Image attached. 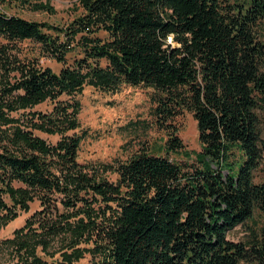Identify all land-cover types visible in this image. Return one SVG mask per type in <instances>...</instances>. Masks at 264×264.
Masks as SVG:
<instances>
[{
  "label": "trees",
  "instance_id": "16d2710c",
  "mask_svg": "<svg viewBox=\"0 0 264 264\" xmlns=\"http://www.w3.org/2000/svg\"><path fill=\"white\" fill-rule=\"evenodd\" d=\"M80 4L83 14L64 28L0 11V227L37 202L8 241L16 254L68 241L61 260L33 255L23 264H77L86 254L91 264H264V183L255 182L264 158V0ZM24 42L61 64L59 73L24 55ZM123 86L153 91L162 149L79 163L87 132L76 133L75 96ZM47 102L49 112L34 111ZM185 113L200 144L184 152L192 164L161 154L182 149L174 122ZM238 226L244 238L229 240Z\"/></svg>",
  "mask_w": 264,
  "mask_h": 264
},
{
  "label": "rangeland",
  "instance_id": "374dc122",
  "mask_svg": "<svg viewBox=\"0 0 264 264\" xmlns=\"http://www.w3.org/2000/svg\"><path fill=\"white\" fill-rule=\"evenodd\" d=\"M0 11L7 15H15L24 20L42 24H48L57 28L68 26L73 20L83 14L80 0H0ZM264 27V26H263ZM264 40V28L259 32ZM99 37H104L103 33ZM24 55L35 56L39 65L50 68L54 73H59L61 64L42 57L38 45L31 42L19 44ZM73 57L69 55L67 65H72ZM104 65V62H100ZM154 93L145 87L123 86L117 93L107 94L90 87H85L81 94L75 96L80 104L78 114L80 134L87 132V137L81 142L77 160L81 164L94 166L112 165L119 161H125L130 155L141 149H162L167 137L163 131L153 124L151 111L154 107L152 98ZM71 97H62L60 100L70 101ZM52 103H44L34 108V111L49 112ZM174 125L177 129L176 136L182 144V149L177 153L162 155L179 163L194 162V155L186 156V153H199L200 144L196 123L192 116L185 113L179 117ZM38 136L55 143L58 137H47L37 133ZM111 181L115 176H109ZM255 182L264 183V158L258 170L255 172ZM8 202V201H7ZM39 208L37 202L29 205L28 212H19L18 217L0 227V264H23L25 260L32 261L33 256L39 257L41 262L61 260V255L66 253L68 241L59 239L51 243L50 247L42 252L39 248L33 250L32 255H17L14 248L8 242L13 239V232L23 227L28 219ZM246 229L238 226L228 234V239L234 242L244 238ZM92 258L86 254L77 264H91Z\"/></svg>",
  "mask_w": 264,
  "mask_h": 264
}]
</instances>
